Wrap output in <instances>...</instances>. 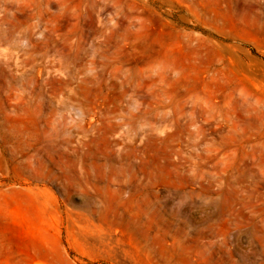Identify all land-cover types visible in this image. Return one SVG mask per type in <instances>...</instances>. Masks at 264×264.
<instances>
[{"label":"rangeland","instance_id":"1","mask_svg":"<svg viewBox=\"0 0 264 264\" xmlns=\"http://www.w3.org/2000/svg\"><path fill=\"white\" fill-rule=\"evenodd\" d=\"M0 264H264V0H0Z\"/></svg>","mask_w":264,"mask_h":264}]
</instances>
